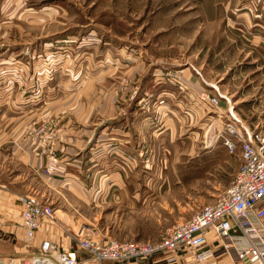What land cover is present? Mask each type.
Here are the masks:
<instances>
[{
	"label": "crops",
	"instance_id": "crops-1",
	"mask_svg": "<svg viewBox=\"0 0 264 264\" xmlns=\"http://www.w3.org/2000/svg\"><path fill=\"white\" fill-rule=\"evenodd\" d=\"M230 5L241 7L239 15L255 42L264 37V0H232ZM127 47L120 46L117 61L110 63L108 58L93 62L94 52L88 47L80 50L82 60L77 62L76 48L69 46L59 54L55 78L43 76V93L37 100L28 88L33 81L28 71L40 73L43 63L30 62L27 69L18 58L0 59V256L30 255L48 238L61 248H75L78 264H96L77 247L72 235L84 227L96 236L97 224L86 216L88 210L98 202L119 200L138 206L146 198L141 176L150 180L151 168L162 166L157 160L166 164L175 149L198 152L195 146L204 142L207 113L200 93L213 85L205 80L202 66L181 64L179 80L166 79L154 70L150 74L149 67L142 72L140 63L146 53L136 45ZM5 48L0 47V55ZM29 49L21 47L24 53ZM22 65L25 72L17 74ZM170 65L163 60L160 70L172 69ZM46 118L52 120L56 139L58 163L53 176L45 175V155L37 139L28 135L34 123ZM32 192L53 206L55 219L44 218L28 246L20 196ZM210 241V261L225 264L227 258L219 259L221 251ZM161 258L153 255L140 262L104 260L101 264H155Z\"/></svg>",
	"mask_w": 264,
	"mask_h": 264
},
{
	"label": "rangeland",
	"instance_id": "rangeland-1",
	"mask_svg": "<svg viewBox=\"0 0 264 264\" xmlns=\"http://www.w3.org/2000/svg\"><path fill=\"white\" fill-rule=\"evenodd\" d=\"M231 3L232 0H0V47H7L1 51L0 59L18 58L26 67L37 60L43 63L40 73L37 69L28 71V78L33 80L28 88L35 100L43 93L42 86L37 89L38 83L55 78L59 54L69 46L76 48L77 62L82 60L80 50L88 47L94 52L93 62L108 58L114 63L120 46L128 49V45H136L146 53L140 63L142 72L149 67L150 74L154 70L156 76L179 80L172 73L180 71L181 64L191 62L200 64L205 80L213 84L206 85V90L219 99V104L204 100V142L195 146L198 152L181 153L175 149L166 164L157 160L162 166L151 168L150 180L141 176V191L146 192V198L138 206L119 200L98 202L88 210L86 216L97 224L95 237L153 241L165 236L199 208L214 203L229 187L242 162V150L238 143L234 152L229 151L219 137L226 124L233 123L249 136L264 134V37H259L258 42L252 39L251 28L239 15L241 7L235 9ZM24 46L30 48L28 53L21 51ZM163 60L172 69L161 71ZM24 65L16 70L17 74L25 72ZM46 126L53 127L50 118L28 129L40 151L39 136L30 131ZM216 145V152H208ZM144 164L141 174L146 172Z\"/></svg>",
	"mask_w": 264,
	"mask_h": 264
},
{
	"label": "built area",
	"instance_id": "built-area-1",
	"mask_svg": "<svg viewBox=\"0 0 264 264\" xmlns=\"http://www.w3.org/2000/svg\"><path fill=\"white\" fill-rule=\"evenodd\" d=\"M172 74L180 78L178 70ZM41 85L38 83V87ZM200 98L211 105L219 104V99L207 91H202ZM226 126L219 137L231 152L240 144L242 162L229 187L214 203L202 206L188 219L171 227L165 236L153 241L99 239L80 227L72 233L77 247L98 264L104 260L140 262L153 255L162 257L155 264H214L209 259L211 248L207 249L212 238L214 246L221 251L219 259L227 258L225 264H264V134L249 136L233 123ZM30 132L39 136L41 152L46 155L45 175H55L58 158L53 127H40ZM20 201L23 207L21 222L29 246L43 219H55V209L37 193L22 194ZM78 263L75 248H61L48 238L42 239L35 253L30 255L0 256V264Z\"/></svg>",
	"mask_w": 264,
	"mask_h": 264
}]
</instances>
